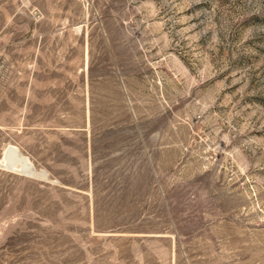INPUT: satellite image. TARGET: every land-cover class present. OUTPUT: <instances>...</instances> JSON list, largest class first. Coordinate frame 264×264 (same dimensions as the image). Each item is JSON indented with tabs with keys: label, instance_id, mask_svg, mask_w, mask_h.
Segmentation results:
<instances>
[{
	"label": "rangeland",
	"instance_id": "obj_1",
	"mask_svg": "<svg viewBox=\"0 0 264 264\" xmlns=\"http://www.w3.org/2000/svg\"><path fill=\"white\" fill-rule=\"evenodd\" d=\"M0 264H264V0H0Z\"/></svg>",
	"mask_w": 264,
	"mask_h": 264
}]
</instances>
